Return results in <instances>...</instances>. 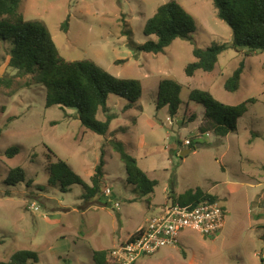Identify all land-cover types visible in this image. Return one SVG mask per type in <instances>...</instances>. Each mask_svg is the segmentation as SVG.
<instances>
[{
    "label": "rangeland",
    "instance_id": "rangeland-1",
    "mask_svg": "<svg viewBox=\"0 0 264 264\" xmlns=\"http://www.w3.org/2000/svg\"><path fill=\"white\" fill-rule=\"evenodd\" d=\"M171 1L192 15V39H177L160 54L138 52L137 46L156 41L144 35L146 22ZM20 12L26 21L45 24L62 59L91 60L118 79L139 80L142 95L130 109L127 101L110 95L108 105L116 115L112 134L96 135L74 110L47 108V89L8 66L9 47L0 42V262L31 250L38 257L34 264H94L93 252L108 250L109 264H118L111 253L123 241L160 215L165 204L201 188L226 212L224 229L214 238L186 230L178 247L142 256L136 264H264V53L246 56L229 49L212 72L186 76L195 47L233 42V31L217 17L212 0H23ZM242 61L240 87L227 92L224 84ZM164 79L183 87L174 117L167 107L157 108ZM192 90L207 91L228 106L253 102L234 133L201 135L204 107L189 100ZM112 139L156 181L152 192L128 182ZM192 140L194 152L185 144ZM13 147L19 153L8 158L5 153ZM186 150L190 153L182 156ZM102 154L103 191H110L109 198L87 201L80 185L63 191L49 183L48 167L60 160L90 183ZM17 168L25 180L8 183Z\"/></svg>",
    "mask_w": 264,
    "mask_h": 264
},
{
    "label": "trees",
    "instance_id": "trees-1",
    "mask_svg": "<svg viewBox=\"0 0 264 264\" xmlns=\"http://www.w3.org/2000/svg\"><path fill=\"white\" fill-rule=\"evenodd\" d=\"M23 0H0V42L8 44V66L17 72L19 77L32 76L33 84L43 85L47 89L46 107L58 106L63 111L74 110L82 126L96 135L107 136L111 123L116 119L108 105L110 95H115L127 101L126 109L137 104L142 95L139 80L118 79L101 69L91 60L68 62L59 56L53 38L40 20L26 21L20 12ZM217 17L228 24L233 31L232 43L214 42L207 48L195 47V61L185 69L187 77H193L197 71L210 73L215 69L218 58L229 49L245 51L246 56L264 53V0H212ZM65 29V28H64ZM195 32V22L192 15L176 1L160 6L155 15L150 18L144 28L146 37H156V41H148L137 46L138 52L160 54L175 40H191ZM244 61L229 77L224 89L235 92L240 87L244 71ZM182 86L170 79L161 80L158 86L157 108L167 107L170 115L178 114L181 106L179 95ZM189 100L204 107V120L200 134L212 132L220 138L234 133L237 124L248 110V100L236 106H228L217 101L209 92L192 90ZM103 114L104 119L99 115ZM195 116L189 122L195 121ZM125 133V129H120ZM124 161L128 182L140 188L145 194L152 192L156 181L150 180L137 167L135 158L126 153L124 144L117 139L109 141ZM179 142V141H178ZM181 143V142H179ZM194 140L188 148L195 151ZM19 153L18 148L6 151L8 158H14ZM105 161L102 154L96 166L90 183H86L76 175L64 161L50 164L48 167L49 183L59 185L63 191L74 185L84 189L83 198H108L103 191ZM8 183L16 184L25 180L21 168L13 169L8 177ZM216 201V198L205 193L201 188L190 190L180 196L175 202L196 205L201 201ZM110 251H94V264H109ZM38 260L37 253L31 250H19L11 255L8 261L0 264H34Z\"/></svg>",
    "mask_w": 264,
    "mask_h": 264
},
{
    "label": "built area",
    "instance_id": "built-area-1",
    "mask_svg": "<svg viewBox=\"0 0 264 264\" xmlns=\"http://www.w3.org/2000/svg\"><path fill=\"white\" fill-rule=\"evenodd\" d=\"M189 143L185 142L186 145ZM105 195L109 198L110 191H105ZM225 224L226 212L216 201L205 200L193 205L172 200L165 204L160 215L146 221L111 256L118 264H136L142 256H150L163 248L178 247V237L186 230L214 238L224 229Z\"/></svg>",
    "mask_w": 264,
    "mask_h": 264
},
{
    "label": "water",
    "instance_id": "water-1",
    "mask_svg": "<svg viewBox=\"0 0 264 264\" xmlns=\"http://www.w3.org/2000/svg\"><path fill=\"white\" fill-rule=\"evenodd\" d=\"M190 153V150H186V151H184L183 153H182V156H185V155H187V154H189Z\"/></svg>",
    "mask_w": 264,
    "mask_h": 264
},
{
    "label": "crops",
    "instance_id": "crops-1",
    "mask_svg": "<svg viewBox=\"0 0 264 264\" xmlns=\"http://www.w3.org/2000/svg\"><path fill=\"white\" fill-rule=\"evenodd\" d=\"M183 152H184V151H183ZM183 152H182V153H183ZM123 242H124V241H123Z\"/></svg>",
    "mask_w": 264,
    "mask_h": 264
}]
</instances>
